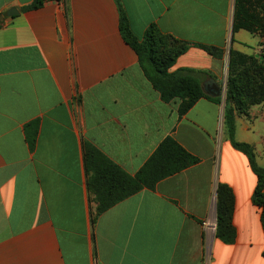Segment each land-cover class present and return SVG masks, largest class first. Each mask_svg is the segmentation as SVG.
<instances>
[{
	"label": "crops",
	"instance_id": "0c3cea01",
	"mask_svg": "<svg viewBox=\"0 0 264 264\" xmlns=\"http://www.w3.org/2000/svg\"><path fill=\"white\" fill-rule=\"evenodd\" d=\"M34 1L0 0V17L19 11L0 23V264H264L257 177L223 132L224 103L203 98L180 118V100H162L123 40L115 0H48L22 11ZM121 1L139 38L156 24L191 44L171 72H206L203 83L225 89L230 50L264 61L261 33L233 32L235 0ZM34 120L31 151L25 126ZM235 121L236 140L252 145L264 168V102ZM168 136L199 163L112 207L93 227L98 204L82 144L135 175ZM219 183L235 197L233 244L216 237Z\"/></svg>",
	"mask_w": 264,
	"mask_h": 264
},
{
	"label": "trees",
	"instance_id": "16d2710c",
	"mask_svg": "<svg viewBox=\"0 0 264 264\" xmlns=\"http://www.w3.org/2000/svg\"><path fill=\"white\" fill-rule=\"evenodd\" d=\"M48 0H35L22 11H33L43 7ZM119 16L120 31L125 43L135 52L139 66L153 88L160 93L164 102L180 100L179 116L186 115L199 100L205 98L221 105V98L205 94L203 77L208 73L192 69L171 72L172 65L188 51L191 44L171 39L161 29L152 24L143 38L131 29L129 17L121 0H115ZM233 32L241 29L264 36V0H235ZM0 23L2 21L0 20ZM197 47L213 57L222 60L225 50L204 45ZM224 102V133L232 148L245 154L252 171L257 177L253 203L261 210L264 231V168L256 158L252 145L236 140L237 115L247 114L254 105L264 102V61L234 50L229 52L227 92ZM40 121L34 120L25 126L27 144L31 151L37 146ZM83 145V159L87 175V187L98 204L92 213L93 227L99 217L112 207L125 201L144 189L155 190L157 184L173 175L199 163V159L189 153L173 137L168 136L145 165L131 175L110 160L90 142ZM216 237L226 244L237 240V230L233 224L235 197L231 188L219 183L217 188ZM264 256V253H263Z\"/></svg>",
	"mask_w": 264,
	"mask_h": 264
},
{
	"label": "water",
	"instance_id": "95a60500",
	"mask_svg": "<svg viewBox=\"0 0 264 264\" xmlns=\"http://www.w3.org/2000/svg\"><path fill=\"white\" fill-rule=\"evenodd\" d=\"M19 14V11L15 8H11V10L7 11L4 15H2L0 17V20H4L5 18H12L14 17L15 15ZM203 89L204 91L206 92V94H209L210 96L212 95V97H226V95H224V91L223 89L216 83L215 80L213 79H210L208 80L207 82H204L203 83ZM216 201V197L215 199L213 200L214 202V209H215V212H216V209H217V202Z\"/></svg>",
	"mask_w": 264,
	"mask_h": 264
},
{
	"label": "rangeland",
	"instance_id": "374dc122",
	"mask_svg": "<svg viewBox=\"0 0 264 264\" xmlns=\"http://www.w3.org/2000/svg\"><path fill=\"white\" fill-rule=\"evenodd\" d=\"M227 80H228V75L227 76H225V82H226V84H225V89H223V91H224V95H226L225 93L227 92ZM222 99V105H223V103L225 102V99H226V97H223V98H221ZM225 107V106H224ZM223 132H224V130H223ZM221 133H222V127H219V136L221 135ZM225 134V133H224ZM215 197H216V201H217V190H216V193H215ZM215 201V202H216Z\"/></svg>",
	"mask_w": 264,
	"mask_h": 264
},
{
	"label": "bare ground",
	"instance_id": "6f19581e",
	"mask_svg": "<svg viewBox=\"0 0 264 264\" xmlns=\"http://www.w3.org/2000/svg\"><path fill=\"white\" fill-rule=\"evenodd\" d=\"M215 223L214 222H212L211 220H209L208 221V223H207V229L209 230V232H215Z\"/></svg>",
	"mask_w": 264,
	"mask_h": 264
},
{
	"label": "built area",
	"instance_id": "2783aa9c",
	"mask_svg": "<svg viewBox=\"0 0 264 264\" xmlns=\"http://www.w3.org/2000/svg\"><path fill=\"white\" fill-rule=\"evenodd\" d=\"M262 54H263V56H264V50L262 51ZM205 225H207V223H205ZM207 227V226H206Z\"/></svg>",
	"mask_w": 264,
	"mask_h": 264
}]
</instances>
